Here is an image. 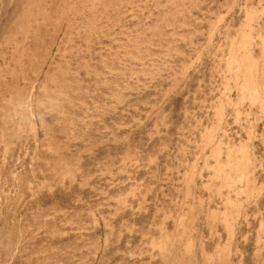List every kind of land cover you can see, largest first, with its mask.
<instances>
[{"label": "rangeland", "instance_id": "374dc122", "mask_svg": "<svg viewBox=\"0 0 264 264\" xmlns=\"http://www.w3.org/2000/svg\"><path fill=\"white\" fill-rule=\"evenodd\" d=\"M182 210L264 264V0H0V264H144Z\"/></svg>", "mask_w": 264, "mask_h": 264}, {"label": "crops", "instance_id": "0c3cea01", "mask_svg": "<svg viewBox=\"0 0 264 264\" xmlns=\"http://www.w3.org/2000/svg\"><path fill=\"white\" fill-rule=\"evenodd\" d=\"M213 178V175L207 174V177L202 178L203 182L192 184L193 198L187 202L186 207H194L195 203H197L196 205L206 208V214H215L217 212L221 214L220 210L210 209L212 207L219 208L224 205V202H221V198L211 199L209 197L210 193H213ZM178 214V222L182 225L177 227L173 225L171 230H163L160 236L155 237L154 242L151 244V249L145 248L147 258L144 264H195L197 262V255L200 258L206 257L210 260L208 264L244 263V254L240 246L234 247L233 258H231L232 245L228 246L227 232L221 230L220 226L214 230H207L203 227L190 230L188 227L185 228L184 222H182L188 221L191 218L189 211L182 210ZM237 238L241 240L242 236H238L237 232H234L231 239L236 240ZM227 253L229 254L228 263L225 260Z\"/></svg>", "mask_w": 264, "mask_h": 264}]
</instances>
